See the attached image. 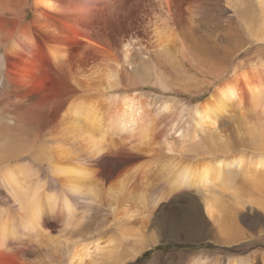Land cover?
<instances>
[{
    "label": "bare ground",
    "instance_id": "6f19581e",
    "mask_svg": "<svg viewBox=\"0 0 264 264\" xmlns=\"http://www.w3.org/2000/svg\"><path fill=\"white\" fill-rule=\"evenodd\" d=\"M207 1L158 0L166 21L185 28L176 34L185 51ZM214 1L230 6L226 42L197 53L222 73L252 50L260 57L161 144L158 119L168 106L153 110L127 94L112 106L107 96L121 85V66L70 53L68 27L32 18L54 46L48 52L28 49L26 33L7 49L10 32L0 29V264H139L172 235L186 242L206 230L219 247L240 244L252 237L250 219L264 240V0ZM123 4L94 1L100 13ZM90 60L99 65L86 70ZM182 191L196 206L156 218L159 204ZM257 253L214 264H264Z\"/></svg>",
    "mask_w": 264,
    "mask_h": 264
},
{
    "label": "rangeland",
    "instance_id": "374dc122",
    "mask_svg": "<svg viewBox=\"0 0 264 264\" xmlns=\"http://www.w3.org/2000/svg\"><path fill=\"white\" fill-rule=\"evenodd\" d=\"M94 1L0 0V29L4 30L5 28L10 32L4 38L8 40L9 47L7 46V49H13L11 41L14 37H21L19 34L26 33L32 38L29 40L31 43L28 45V49L35 46L44 52L53 50V44L47 42L40 28L33 23L32 18L36 14L44 15L55 21L58 26L68 27L71 42L64 48L68 49L70 53L77 55L83 52L85 59H92L98 55L97 57L121 66L122 88L120 85V89L118 88L116 92L107 96L112 101L110 102L112 106L126 94L134 95L138 100L140 99L139 101L151 104L153 110L164 104L168 106L169 110L162 112L161 115H163L158 119L159 136L157 141L160 144L163 143L166 135L175 139L176 132L189 124L190 110L195 105L204 106L209 103L215 88L225 82H234L236 75L241 74L242 71H250L258 56L260 57V53L257 54L252 50V53L249 52L245 56L236 58L232 65L226 68V72L222 73L220 67L214 66L216 67L214 68L204 55L197 53V50L204 46L218 52L224 46L226 42L224 8H230L224 1L221 5H216L214 0L207 1L209 5L207 4L200 20H197L199 25L196 24L194 28L197 41L192 40L193 43L188 46L190 48L186 51L180 48V42L178 43L176 38L177 32L179 31L180 34L185 28L181 27L177 30L171 22L166 21L165 13L160 8L158 0H123L124 4L120 8L117 6L109 12L102 13L97 11ZM5 30L4 32H6ZM53 34L57 35L56 32ZM126 50L128 59L125 60L123 57ZM212 60L214 59L212 58ZM0 61L1 66L3 63L1 58ZM91 61L94 60H90V63ZM94 62L86 70L99 65ZM153 64L157 68H154ZM147 65L149 70L152 69L156 72L157 69L156 73L162 77H160L161 81L151 70L146 73L143 71L148 67ZM215 72L218 73L215 74ZM79 74L80 72L73 71V75L77 79H80ZM245 111H250L249 105L246 106ZM185 121L188 123L184 125ZM194 206H196L195 201L194 203L191 201L188 192H177L171 195L168 203L161 202L159 204L155 217L161 219L167 210H189L188 207L194 208ZM203 220L207 225L204 217ZM249 221V224L255 229L245 230V233L252 237L240 244L219 247L213 243V240H207L206 230L200 232L201 238L186 242L183 241L182 234L176 237L172 235L168 243H160L158 247L148 251L139 264H151L155 260H164L168 264L169 262L170 264H174V262L175 264H190L198 257H207L209 264L227 262L228 258L244 259L249 256L256 258L258 251L264 252V240L258 239L257 224L251 219Z\"/></svg>",
    "mask_w": 264,
    "mask_h": 264
}]
</instances>
